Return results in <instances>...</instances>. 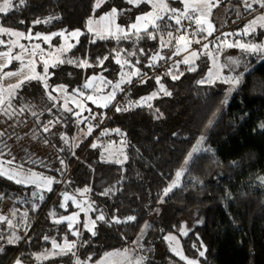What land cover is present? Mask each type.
<instances>
[{
    "label": "trees",
    "instance_id": "1",
    "mask_svg": "<svg viewBox=\"0 0 264 264\" xmlns=\"http://www.w3.org/2000/svg\"><path fill=\"white\" fill-rule=\"evenodd\" d=\"M240 2H229L233 6L227 16L230 24L241 15ZM94 5L95 0H25L7 14L0 13L2 26L24 33L83 32L64 57L65 63L50 68L49 91L57 85H65L70 91L81 89L92 74L117 80L122 72L117 58L139 69V75L124 86L109 108H92L86 118L63 109L55 92L56 102L50 100L39 80L26 82L16 93L15 113L11 118L0 116V154L15 157L14 164L53 176L59 183L39 206L38 201L22 195L19 186L0 176V208L7 201L13 203L19 211L16 228L26 233L19 243L9 244L11 229L6 223L0 224V264H12L17 258L31 263L35 253L49 248L53 241L76 240L68 225L56 223L49 212L51 205L58 209L63 188L84 191L94 216L105 217L103 221L97 219L98 234H84L78 247L81 261L91 257L88 264H96L106 252L124 251L135 243L156 255L144 264H186L166 248L165 238L170 233L181 237L184 256L198 264H264V61L243 74L225 105L223 83H199L207 75L208 59L202 58L195 71L186 69L174 80L168 72L157 70V64L148 67L152 57L165 50L160 49L157 32L155 40L143 32L140 39L95 38L86 29L89 20L112 8L124 10L117 15L118 21L129 24L148 11V5L134 7L125 0H105L99 9ZM36 20L47 23L35 24ZM160 23L164 31L179 27L174 20ZM59 44L56 36L53 46ZM4 49L0 46V51ZM69 59H86L92 66L78 67L67 63ZM161 84L170 96L160 90ZM22 107L26 109L23 113ZM104 118L107 121L98 132L102 120H95ZM49 121L54 124L45 132ZM90 125L93 131L89 134ZM109 134L116 136L113 144L120 140L128 143L125 163L106 162L101 158L103 146L89 145L98 139L105 142L103 136ZM116 134L120 136L118 142ZM202 136L206 137L207 150L191 161L181 186L163 199L164 189L184 168L188 154ZM194 213L198 215L194 222L199 224L182 236L183 220ZM129 216L135 220L124 222ZM116 218L121 222L116 223ZM202 245L206 249L203 257L198 252ZM40 264H75V260L65 256Z\"/></svg>",
    "mask_w": 264,
    "mask_h": 264
},
{
    "label": "rangeland",
    "instance_id": "2",
    "mask_svg": "<svg viewBox=\"0 0 264 264\" xmlns=\"http://www.w3.org/2000/svg\"><path fill=\"white\" fill-rule=\"evenodd\" d=\"M172 1H176L179 4L174 6L172 4ZM232 1L238 2L240 0H220L219 6L214 7L212 9L210 16L207 17V23H211L214 26V31L212 32L211 36L207 37V39H204L205 33H200L197 31V28L200 26L196 25L194 22L193 23H194L196 29L193 31V33H195V35H193V33L186 35L187 38L191 41L187 50L193 48V46H194V47H197L195 51L199 53L198 58H194L192 61H190L189 64L190 65L194 64L196 67L202 58L208 59V61H209V63H211V65L209 66L207 75L203 80H207L208 73L212 72L213 73V83H209V84L223 83L225 85V89L227 91V98L225 100L226 101L225 105H227L230 102L232 94L235 92V90L237 89V87L240 84V81L242 80L243 74L250 71L252 68L256 67L259 63L264 61V56L254 55V54L244 52L241 49H239L238 47H227L226 45H221V42L225 41V40L229 43H234L235 41L246 42V43H264V29L260 28L259 23L256 26V31L254 33H252L251 35H240V36H235V35L225 36L224 35L225 33L242 32V30L249 24V22L253 21L257 17H259L261 14H264V9L259 8V6L255 5V4L253 5V8L255 9V11L246 10L245 7L243 6V0H241V2H240L241 10H239L241 15L238 18H235L234 21H232L233 24L232 23L230 24L229 22H227V18H228L227 16L229 15L228 14L229 8L233 7V6L229 5V2L232 3ZM167 2L169 4V6L172 8L182 10L184 7L180 3V0H167ZM148 11H151V8ZM108 12H110V10L106 11V12L99 13L98 15H96L94 18L91 19V21L93 22L91 25V27L93 29L92 32L88 31L89 25L87 24L86 29L91 35H93V37L100 38L101 36H103V38H109V37L123 36L120 33H116L115 25H119L121 28L127 29V26L130 25L135 20L134 19L129 24H120L117 16L115 17L114 21H112L111 19L101 20V17L104 16ZM108 25H111V32H109L106 29V26H108ZM0 26H2V25L0 24ZM203 26L206 27V23ZM4 28H6V27H4ZM6 29H9V28H6ZM149 29H152L150 25H149ZM9 30H13V29H9ZM13 31L20 32L17 30H13ZM73 31H76V30H73ZM73 31L65 32V36H68L67 41H65L64 37H62V36L54 35L50 41L51 46L49 45V43L43 42L42 40L35 39V38H33V39H20L18 41V43L25 45L29 49H31L32 46L35 44H41L42 48L45 50V58H47L49 61V66H48V73H49V70L51 67H53L52 65L54 63H55V66L60 64V63L56 62L57 59H64L66 54L69 53V51H71L72 48L79 42V39H80L82 34L78 37L73 38V37L69 36V34ZM80 32L83 33L82 31H80ZM142 32L143 31H141L140 34H142ZM167 32H172L174 34V37H178L179 35L183 34L179 30L176 31V30H173L172 28L164 31V29L162 28V24L160 23V30L157 31V33L159 34V37L163 36L164 40L167 41L169 39L168 36L166 35ZM20 33H24V32H20ZM28 33H24V34L27 35ZM30 33L32 34L33 37L36 36L32 32H30ZM49 34H54V33H48V34L43 33V34H41V36L49 35ZM56 36H59L60 44L58 46H53V41H54ZM132 36L136 37L135 35H132ZM0 39L8 41V45H9V47H11V42L13 40H15L16 38L10 37L8 35H2V36H0ZM197 40H200V43H196ZM184 44H185L184 41H181L179 44H177L176 40L173 39L171 45L164 47V48L160 47V49H165V50L159 51L157 54L162 55L165 57V59H167L170 52H172L170 57L168 58V59L172 60L173 58H175V56H178L180 54H184L185 51H187V50H184ZM204 44H207L209 46L208 50L211 51V53L213 54L212 56H209L207 54V51L203 48ZM69 45H74V46L69 47ZM217 45H221V49L218 50ZM61 47L64 48L63 52L58 51V49H60ZM177 47H179L181 49L179 52L176 51ZM6 50H7V48H5L4 50H1V51H6ZM20 51H21L20 48L17 46L13 49V54H17ZM156 55H154V56H156ZM189 56H186V57H189ZM186 57H185V55H183V56H181L180 59L173 61L172 68L170 69V71L173 73V75L180 76V73H183L184 70L187 69L181 65V64H183L181 61H183ZM23 58L25 59V61L27 59H29L27 53L24 54ZM214 60H215V63H214ZM232 60H236V61H238V63L233 64V63H231ZM159 61L160 60L153 62V60H152L151 64H153V63L157 64ZM174 62H176V64H174ZM0 63H3V61L0 60ZM121 64H123V61H121ZM21 67L22 66L17 61H13L8 68L4 69V71L8 72V71L19 70ZM43 67H44V65L42 62H37L36 69H35L36 72L42 73ZM121 68H122V70H121L122 72H120L117 80L108 79L102 74H92L87 78L86 82L82 85L81 89H78L79 91H76L77 89L70 91L65 85H63L65 87L66 91L55 92L57 94L59 102L61 103L62 108L64 109L63 105H64L65 101H67L68 107L70 109H72L73 111H75V113H76V112H81V108L79 107V105L83 104L85 110L81 112L80 116H77L80 118H86V115L89 112L86 109L97 108L98 110H106L107 108H109L112 105V103L115 101V99L118 97L119 92L123 91L124 86L129 84L132 81L133 77H136L139 75V73H137L135 75L132 74L137 69L135 66L132 67L129 65H124ZM121 73H127L128 74V75L124 76V81H125L124 83H120L121 82ZM93 77H95V79H92ZM227 78H238L239 83L238 84H232V83L223 82V80L227 79ZM18 79H19L18 77H8V78H5L3 80H0V87L7 89L10 85L17 83ZM128 81H130V82H128ZM86 83H90L91 86L85 88L84 85ZM117 83H120V88L115 89L114 98H112L110 100L104 99V97H108L113 92L114 85ZM57 86H59V85H57ZM89 95L92 96L93 99L97 101L96 104H93L92 101L86 99V97ZM11 102L13 105V99ZM102 105H106V107L102 106ZM0 116H5V115L0 114ZM95 122H96V120H95ZM90 127H91L90 133H92L93 128L91 125H90ZM102 134L100 135V137H102ZM119 135H121V133ZM119 135H117V137H118L116 140L117 142L120 140ZM86 137H87V135H84L83 140H85ZM202 137H203V140L201 141V138H200L198 143L195 146V147H197V145H199L201 150L198 151L197 153H193L192 159L187 163V165L184 166V168H182V169H184V171H183L182 176L178 182V186L173 188V190L181 186L182 178H183L184 174L186 173V170L189 167L191 161L198 154L207 150L206 137H204V136H202ZM122 142H121V140L118 144L117 143L113 144V142H111V143H109V145L111 144L109 146L107 143L98 139V140L90 141L89 145H91L92 148H96L99 145L103 146V148H101V158L104 161L116 162V163L122 164L128 160V155H127V144L128 143L126 142L127 143L126 144V143H122ZM93 145H95V147H93ZM0 160H9V159L4 158L0 154ZM6 167H10V168L15 169L17 167V164H12L10 166L6 165ZM20 171L22 172V174H25V175L28 174L29 172H33V173H37V174H42L43 176H46V177H53V176L45 175V174L38 172L36 170H33V169H28V168L23 167V166L20 169ZM3 178H5V177H3ZM5 179H7V178H5ZM7 180H9V179H7ZM175 180H176V177L173 181H175ZM9 181H11L13 184H15L21 188V190H22L21 194L22 195L27 196V198H29V199L38 201L37 204L39 206L42 205L43 202L46 201L47 197L55 190L56 185L59 183V180L55 178V181H57V182H55L51 185V191H47V190H44L42 187L37 188L34 185L17 184L12 180H9ZM60 191L61 192H60L58 209L56 210L55 206L51 205V209L49 212H50L51 217L54 220H58L62 217H68L70 215L75 216V219L72 221V228L70 230H71V233L78 232L79 234L74 235L76 237L75 241H68L69 243H75V247L70 252H68V254H66V255H63V254L50 255V253H52L54 251L58 252V249H53V245H51L49 248L43 250L42 252L35 253L34 261L31 263H26L23 260L17 258L16 260H20L21 264H40V263H43L46 261H50L52 259L61 258V257H65V256H73V258L75 260V264H76L77 258H79L80 261L82 260L80 258V256L78 257V252H79L78 247L81 248V246H82V237L84 236V234H91L92 235V231L95 232V235L98 234L99 228H98L97 218L94 216L93 205L91 204V202H90L88 196L85 194V192L84 191L70 192L68 190H65L64 188L60 189ZM171 192H169L168 195ZM40 195H43V197H44L43 200L39 199ZM65 195L71 197V199H69L67 202H65V200H64ZM167 196L163 195V199L166 198ZM73 201H75V203ZM77 204H79L80 207H77ZM61 205H66V206L62 207ZM195 217H198V215L194 213L189 218L183 220L181 230L179 231L182 236L186 237L192 231V228L195 226V224H199V222H194ZM11 220H12V223L15 222L17 224L18 212H17V216H15L14 219H11ZM92 221H95V225L92 224ZM60 223H66L68 225L67 220H63ZM89 228H91L92 231H89L88 230ZM8 229H11L9 231L10 233L7 236L8 239L13 233L15 234L16 237H18V239H16L15 243H13V244H17L23 240V236L21 235L22 230L19 227L8 228ZM24 230H27V229L25 228ZM185 231L187 233L186 235L183 234V232H185ZM168 236H174L177 238V240L179 241L178 247L184 255V252L182 249L181 237L175 233H170L166 237H168ZM55 242L57 244H60V245H63L65 243V241H63V242L55 241ZM166 242H167L166 248L168 250H170L171 252H173L170 245H172V247H176L177 246L176 242L175 241H169L167 239H166ZM161 246L163 247L162 244H161ZM73 252L75 253V255H72ZM46 253H49L48 258H46V259L42 258L39 260L37 259L38 256L43 257ZM125 253H127V256H125ZM155 256H154L153 251H151L149 249H145V248L143 249L138 243H135L133 245V247H131L130 249H127L124 251L118 250V251L106 253L101 258V260L96 264H128L129 260H135V259H138L140 257H143L144 262H146ZM16 260L12 264H15Z\"/></svg>",
    "mask_w": 264,
    "mask_h": 264
},
{
    "label": "snow or ice",
    "instance_id": "3",
    "mask_svg": "<svg viewBox=\"0 0 264 264\" xmlns=\"http://www.w3.org/2000/svg\"><path fill=\"white\" fill-rule=\"evenodd\" d=\"M105 2V0H95V5L94 7L96 9H99L101 5ZM25 0H3V3L0 4V13L2 14H7L9 11H11L14 7L16 6H22L24 5ZM126 4L133 5L134 7H139L141 3H144L148 5L151 8V11H145L144 13L138 15L135 20L127 26V29L121 28L119 25H115V31L116 33H120L123 35L125 39L128 37L135 35L137 39H140V33L143 31V34L148 38V39H157L156 32L160 30V23L161 21L166 20H174L175 25L179 26L178 30L181 33H184L185 27L183 26L182 22L184 20H187L189 24L195 23L196 25L200 26L197 28V31L200 33H205L204 39H207L208 36L212 35V32L214 31V26L211 23H207V17L210 16L211 11L214 7L219 6L220 0H180V3L184 6L183 9H176L172 8L169 6L167 0H125ZM258 5L259 8L264 9V0H243V6L245 7L246 10L248 11H255L253 8V5ZM120 11L124 10H117L116 8H112L110 12L106 13L104 16L101 17V20H109L111 19L114 21L115 17L120 14ZM47 23V21H40L36 20L34 21L35 24L39 23ZM92 21H88V31L92 32L93 29L91 27ZM206 23V27L203 26ZM259 23V26L261 29H264V14H261L259 17L254 19L253 21L249 22V24L242 30V32H237V33H225V36H240V35H251L256 31V26ZM149 25L153 29V31H149ZM166 26L170 27L171 25ZM106 29L111 32V25L106 26ZM82 33L79 30L73 31L69 34V36L75 38L80 36ZM2 35H8L10 37H15L16 39L11 42V47L8 45V41H5L3 39H0V46H4L7 48L6 51H0V60L3 61V63H0V80H3L8 77H18L17 83L10 85L7 89L0 87V114L6 115L9 118L12 117V115L15 113V109L13 108L12 105V99L15 98L16 93L22 88V86L26 82H30L32 80H39L41 81L46 94L50 100L53 102H56V97L52 95L53 92H63L66 91L65 87L63 85H59L56 87H52L51 90L49 91V85L47 83V78L49 76L48 73V66H49V61L47 58H45V50L42 48L41 44H35L32 46L31 49L27 48L23 44H19L18 41L20 39H39L42 40L43 42L49 43L54 35H59L64 37L65 41L68 40V36H65V32L62 31L60 33H54V34H49V35H43L41 36L40 34H37L35 37L32 36V34L29 32L27 35L24 33L16 32L13 30H9L4 28L3 26H0V36ZM166 35L168 36V40L165 41L163 36L160 37V47L164 48L169 45H171L172 40L175 39L176 43L179 44L181 41H184V50L188 49L189 44L191 41L187 38L185 34H181L178 37H174V34L172 32H167ZM195 35V33H193ZM100 38H103L101 36ZM119 38V36L117 37ZM93 43L95 40L92 41ZM196 43H200V40H197ZM221 45H226L227 47H238L244 52L254 54V55H261L264 56V43H246V42H240V41H235L234 43H229L226 40L221 42ZM221 45H217V49H221ZM20 48V52L17 54H13V49L15 47ZM51 46V45H50ZM74 45H69V47H73ZM203 48L207 51V54L209 56H212L213 54L211 53L209 49V46L207 44L203 45ZM181 49L179 47L176 48V51L179 52ZM58 51L63 52L64 48L61 47L58 49ZM141 53H143V49L139 50ZM27 53L29 59L25 61L24 54ZM131 55H135V53H131ZM199 53L196 51L191 52L189 57H186L183 61H181L184 64H189L190 61H192L194 58H198ZM103 59H107V57H104ZM103 59L100 60V66L103 65ZM165 59L164 56L157 54L156 56L152 57L153 62L157 60H163ZM13 61H17L22 67L19 70H14V71H8L5 72L4 69L8 68ZM37 62H42L44 67L42 73H37L36 72V64ZM58 63L63 64L65 63V60L63 59H57ZM69 64H76L78 67H91L92 65L88 63V61L85 60H80L79 62L73 61V60H67L66 61ZM117 64H121V60L119 58L116 59L115 61ZM136 63L138 64L139 61L137 60ZM215 63V60H214ZM231 63L236 64L238 61L232 60ZM124 65H129L134 67V65H130V62L125 60L123 64H121V67ZM55 67V63L52 65ZM154 66L153 64H149L148 67L151 68ZM189 71H195V67L191 66L189 67ZM139 73V69H136L133 75ZM128 75L127 73H121V82L124 83V76ZM168 75L171 76L172 79H178V75H173V73L170 71L168 72ZM180 75H183V73H180ZM92 79H95L93 77ZM130 82V81H128ZM156 82L159 84L160 82V77L156 78ZM223 82L225 83H232V84H238L239 79L238 78H227L224 79ZM110 83V82H109ZM120 83H117L114 85L113 92L108 96L104 97L106 100H110L114 98L115 96V89L120 88ZM200 84L204 83H213V73L209 72L207 80H201L199 81ZM90 83H86L84 85L85 88L90 87ZM160 90L164 92L165 95L170 96L171 93L168 92L164 86L161 84L160 85ZM76 91H79L78 89ZM153 96H155V93H153ZM152 97H148L147 99H151ZM87 100L92 101L93 104H96L97 101L93 99L92 96H87ZM226 103V101H225ZM105 106L106 105H102ZM64 109L66 111L71 112L72 109L68 107L67 101H65L63 105ZM79 107L81 108V112L85 110L84 105L80 104ZM11 110V111H10ZM26 109L25 108H20V112L23 113ZM87 111L91 112V109H86ZM117 111H120L121 109L117 108ZM158 111V109H157ZM81 112H76V116H80ZM32 115H36L35 112L32 113ZM94 118V117H93ZM53 121H49L47 125H44V131L47 132L50 130L51 125H53ZM88 132H91V127L89 126ZM3 133H0V136H2ZM62 139L65 140V142H68V137L64 136ZM203 140V137H201V141ZM95 147V145H93ZM199 145L197 147H194L191 152L188 154L186 160H185V165L192 159L193 153H197L200 151ZM15 163V157H12L9 160H0V176L5 177L9 180L14 181L17 184H30L34 185L37 188H43L44 190L51 191V185L57 181H55L54 177H46L43 176L42 174H37L33 172H29L28 174H22L20 169L22 168V165H17L15 169L6 167L10 166ZM63 163V161H61ZM184 169H181L176 173V180L172 182L171 185H169L167 188L164 189L163 195L167 196L169 192L173 190L176 186H178V182L182 176ZM85 191H88V189H85ZM104 195H107L108 193L105 192L103 193ZM35 195V194H34ZM43 195L39 196V199L43 200ZM0 199H3L2 196H0ZM71 197L65 195L64 200L67 202ZM75 203V201H73ZM161 203H163V200H161ZM62 207H65L66 205H61ZM77 207H80L79 204H77ZM14 215V213H13ZM54 215V214H53ZM75 219L74 215H70L68 217H62L58 220H56V223H60L63 220L68 221V227L69 229L72 228V221ZM98 220L103 221L105 220V217L103 214L99 215L97 217ZM135 217L129 216L127 217V220L124 222H129V221H134ZM116 223H120L121 221L116 218L115 219ZM6 223L8 228H14L15 225H13L12 220L5 215H0V224ZM92 224L95 225V221H92ZM149 227L147 224H145V228ZM89 231H92L91 228L88 229ZM73 235H78V232H73ZM184 235H186V231L183 232ZM92 235H95V232L92 231ZM3 237H0L2 239ZM16 239L18 237L15 236L13 233L7 242L9 244L15 243ZM44 239H48L45 237ZM167 240L169 241H175L176 242V247H172L170 245L172 251L179 256L181 260L186 261V264H198V261L196 260H190L187 257H185L182 253V251L179 249V241L177 240L176 237L174 236H168L166 237ZM53 249H58V252H52L50 255H57V254H63L66 255L68 252H70L74 247L75 243H69L67 241V238H65V243L63 245L57 244L55 241L52 242ZM3 249L0 248V252H2ZM206 249L203 248V245L201 246V249H198L199 255L203 257L205 255ZM49 253H46L43 257H37V259H46L48 258ZM72 255H75L73 252ZM125 256H127V253H125ZM91 260V257H88L86 261H80L79 258H77L76 264H88V261ZM15 264H21L20 260H16ZM128 264H144V258L140 257L135 260H129Z\"/></svg>",
    "mask_w": 264,
    "mask_h": 264
},
{
    "label": "built area",
    "instance_id": "4",
    "mask_svg": "<svg viewBox=\"0 0 264 264\" xmlns=\"http://www.w3.org/2000/svg\"><path fill=\"white\" fill-rule=\"evenodd\" d=\"M183 26L185 27V32L183 34L187 35V34H191L193 33V31L196 29L194 23H191L189 24V22L187 20H184L182 22ZM172 68V62L171 61H168V60H160L158 63H157V70L159 71H162V72H169L170 69ZM99 120H102L101 123H99L97 125V128H98V132L101 131L104 127V124L106 123L107 121V118H104V119H98L96 121H99ZM97 134L94 135L93 139H95ZM116 139V136L113 135V134H109V135H105L103 136V140L105 142H111L112 140H115ZM17 210L13 207V205L10 203V202H5L3 203V205L1 206L0 208V215H5V216H8L10 219H14L15 216H17ZM14 213V215H13ZM21 235L23 237H26V233L25 231H22L21 232Z\"/></svg>",
    "mask_w": 264,
    "mask_h": 264
},
{
    "label": "crops",
    "instance_id": "5",
    "mask_svg": "<svg viewBox=\"0 0 264 264\" xmlns=\"http://www.w3.org/2000/svg\"><path fill=\"white\" fill-rule=\"evenodd\" d=\"M196 48H197V47H194V46H193V48H191V49L185 51L184 54H180V55H178V56H175V58H173L172 60H171V59H168V58L170 57L171 53H172V52H170V54L168 55V58H167V59L173 63L174 60L180 59L181 56H183V55H185V57H186V56H189V55L191 54V52H193V51L196 50ZM174 64H176V62H174ZM181 65L184 66V67L187 68V69H189V67H191V66H194V67H195L194 64L190 65V64H184V63H183V64H181ZM210 65H211V63H210ZM196 68H197V66L195 67V69H196ZM180 69H181V68H180ZM10 203H11V202H10ZM11 204L13 205V207H14L16 210H18V209L14 206L13 203H11ZM18 218H19V211H18ZM17 222H18V220H17ZM13 225H15V228H16V223H15V222H13ZM115 251H118V250H115ZM119 251H121V250H119ZM110 252H113V251H110ZM106 253H109V252H106ZM106 253H105V254H106ZM105 254H104V255H105ZM104 255H103V256H104ZM100 260H101V259H100ZM100 260H99V261H100ZM99 261H98V262H99ZM98 262H97V263H98Z\"/></svg>",
    "mask_w": 264,
    "mask_h": 264
}]
</instances>
